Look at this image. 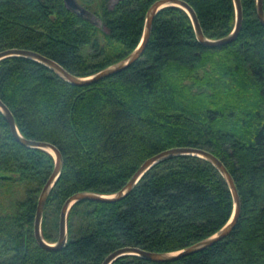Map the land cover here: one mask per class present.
<instances>
[{
    "label": "trees",
    "instance_id": "obj_1",
    "mask_svg": "<svg viewBox=\"0 0 264 264\" xmlns=\"http://www.w3.org/2000/svg\"><path fill=\"white\" fill-rule=\"evenodd\" d=\"M0 0V50L35 49L87 76L127 56L142 40L155 0ZM208 37L230 33L234 0H187ZM243 24L221 46L202 43L188 11L155 16L143 54L124 69L76 84L25 55L0 59V97L27 137L49 140L64 165L43 213L49 241L61 207L78 190L113 193L152 154L176 145L212 150L233 174L241 213L222 239L174 260L130 253L110 264H264V24L257 0H242ZM55 155L18 141L0 108V264H101L114 249L179 250L232 217V189L209 159L176 154L151 166L117 201L81 199L70 208L68 239L46 249L34 234L38 197Z\"/></svg>",
    "mask_w": 264,
    "mask_h": 264
},
{
    "label": "water",
    "instance_id": "obj_2",
    "mask_svg": "<svg viewBox=\"0 0 264 264\" xmlns=\"http://www.w3.org/2000/svg\"><path fill=\"white\" fill-rule=\"evenodd\" d=\"M235 6H236V24L234 29L221 37L218 38H211L208 37L202 27L200 18L195 10V8L192 6L190 2L187 0H155L149 7L146 15V23H145V29L143 33L142 40L138 44L136 48H134L127 56L124 58L109 64L100 70L94 72L93 74L87 75V76H80L73 72H71L69 69H67L62 63H60L55 58L48 56L42 52H39L35 49L31 48H25V47H18V46H12L7 47L0 50V59L6 56L10 55H25L32 58H35L41 62H44L45 64L49 65L53 69H55L59 74H61L64 78L67 80L76 83V84H89L92 82H95L97 80H100L104 78L105 76L114 74L125 67L129 66L131 63H133L136 59H138L144 52L147 43L150 39L153 22L156 14L163 9L167 5H179L186 9L188 13L190 14L198 39L210 46H221L223 44H226L228 42L233 41L237 38V36L240 33V30L242 28L243 24V4L242 0H234ZM66 3L69 7L72 9L87 15L88 9L83 6L78 0H66ZM257 15L260 19V21L264 24V0H257ZM0 108L4 112L6 118L8 119V122L10 124L11 130L13 132V135L15 138L27 146H36V147H42L45 149L52 148L53 153L55 155V166L47 178L45 184L43 185L39 197H38V204H37V210H36V216L34 221V234L41 246H43L46 249L50 250H58L65 246L67 239H68V228H67V219H68V213L71 208V206L78 200L81 199H95L100 201H117L124 196H126L132 188L135 186V184L138 182V180L143 176V174L155 163L158 161L167 158L172 155L176 154H197L206 157L210 161H212L223 173V175L226 177L235 200V209L232 217L230 220L225 223L221 228H219L215 233L206 236L202 239H199L179 250H172V251H156V250H150L138 245H132L127 244L120 246L113 251H111L102 261L101 264H110L115 258L124 255V254H130V253H136L142 256H145L147 258L153 259V260H174L177 259L183 255L190 254L193 252H196L198 250H201L214 242L222 239L223 237L227 236L235 227L240 213H241V196L235 181V178L233 174L230 172L228 167L226 166L225 162L212 150L208 148H204L201 146H194V145H176L171 146L168 148H165L159 152H156L152 154L151 156L147 157L140 166L135 170V172L132 174V176L129 178V180L122 186L120 189L113 193H101L93 190H78L70 194L64 201L61 211H60V219H59V234L56 241H49L45 238L43 231H42V218L43 213L46 207V203L49 197V194L57 181L58 177L61 174V170L64 165V157L62 154V151L60 148L53 142L49 140L44 139H38V138H31L23 135L18 128L16 118L14 116V113L12 112L11 108L8 106V104L0 97ZM174 264H188V263H174Z\"/></svg>",
    "mask_w": 264,
    "mask_h": 264
},
{
    "label": "rangeland",
    "instance_id": "obj_3",
    "mask_svg": "<svg viewBox=\"0 0 264 264\" xmlns=\"http://www.w3.org/2000/svg\"><path fill=\"white\" fill-rule=\"evenodd\" d=\"M116 0H109L110 4H113ZM89 17H91L93 20H95L98 24L100 25H104V23L102 22V20L97 16L95 15L94 12L90 11L88 9V14H87ZM104 28H106L105 26H103Z\"/></svg>",
    "mask_w": 264,
    "mask_h": 264
},
{
    "label": "bare ground",
    "instance_id": "obj_4",
    "mask_svg": "<svg viewBox=\"0 0 264 264\" xmlns=\"http://www.w3.org/2000/svg\"><path fill=\"white\" fill-rule=\"evenodd\" d=\"M50 151L53 153V149L52 148H50ZM54 154V153H53Z\"/></svg>",
    "mask_w": 264,
    "mask_h": 264
}]
</instances>
